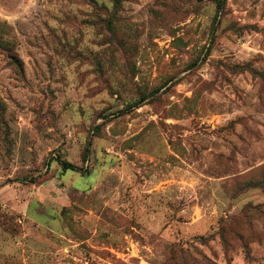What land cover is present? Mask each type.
Segmentation results:
<instances>
[{
    "label": "rangeland",
    "instance_id": "obj_1",
    "mask_svg": "<svg viewBox=\"0 0 264 264\" xmlns=\"http://www.w3.org/2000/svg\"><path fill=\"white\" fill-rule=\"evenodd\" d=\"M0 264H264V0H0Z\"/></svg>",
    "mask_w": 264,
    "mask_h": 264
},
{
    "label": "trees",
    "instance_id": "obj_2",
    "mask_svg": "<svg viewBox=\"0 0 264 264\" xmlns=\"http://www.w3.org/2000/svg\"><path fill=\"white\" fill-rule=\"evenodd\" d=\"M144 100H142L141 102H143ZM139 105V103H137ZM60 162V165L63 167L64 170H77V166H75L74 164H71L69 162L66 161H62V160H58Z\"/></svg>",
    "mask_w": 264,
    "mask_h": 264
}]
</instances>
